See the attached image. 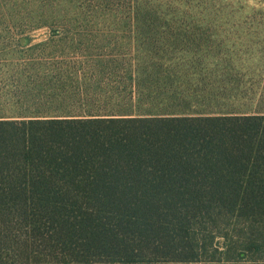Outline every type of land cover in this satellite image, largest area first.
Wrapping results in <instances>:
<instances>
[{"label":"trees","instance_id":"1","mask_svg":"<svg viewBox=\"0 0 264 264\" xmlns=\"http://www.w3.org/2000/svg\"><path fill=\"white\" fill-rule=\"evenodd\" d=\"M79 33L32 47V107L0 119V264L196 259L203 221L263 226L264 115H210L203 56Z\"/></svg>","mask_w":264,"mask_h":264},{"label":"rangeland","instance_id":"2","mask_svg":"<svg viewBox=\"0 0 264 264\" xmlns=\"http://www.w3.org/2000/svg\"><path fill=\"white\" fill-rule=\"evenodd\" d=\"M0 32H35L40 35L32 37L35 42L45 40L43 34L49 32H80L94 41L97 32H159L161 38L149 37L160 41L155 46L133 48L126 41L129 38L118 35L115 42L121 43L110 46L142 54L151 48L167 56L198 54L212 63L264 52L242 45L264 36V0H0ZM174 35L186 43L161 42ZM203 223L195 228L196 259L171 261L146 253L132 261L73 263L63 257H44L32 264H264V225L255 229L244 217Z\"/></svg>","mask_w":264,"mask_h":264},{"label":"crops","instance_id":"3","mask_svg":"<svg viewBox=\"0 0 264 264\" xmlns=\"http://www.w3.org/2000/svg\"><path fill=\"white\" fill-rule=\"evenodd\" d=\"M35 32H0V119L20 118L13 114L14 110L24 107H32V92L30 79L32 71V47L50 48L76 42V40L61 39L69 35L66 32H49L43 34L45 40L37 41L32 37L40 36ZM114 39H101L96 42L88 40L86 46H100V42L110 44L115 42L116 37L123 36L134 48L155 46L159 40L149 37L162 35H149L150 32H115ZM152 33V32H151ZM159 33V32H158ZM118 35V36H117ZM103 40V41H102ZM125 42V41H124ZM163 44L181 45L186 40H180L179 35L170 36L167 40L162 39ZM126 43V42H125ZM122 45V44H121ZM236 45V46H235ZM241 44H231L237 47ZM242 45H250L264 49V36L256 42H243ZM120 47V46H114ZM249 47V46H244ZM206 70L201 72L203 82L199 83L198 92L204 94L202 107L214 110L210 115H264V52L259 54L240 56L239 59H220L215 62H204ZM203 65V66H204ZM200 66V67H203ZM22 67L28 70L22 76L23 81H28V99H22L21 72ZM25 94V92H24Z\"/></svg>","mask_w":264,"mask_h":264}]
</instances>
